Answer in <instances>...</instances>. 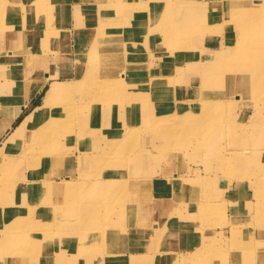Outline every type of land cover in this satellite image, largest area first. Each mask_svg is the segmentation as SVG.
Returning <instances> with one entry per match:
<instances>
[{
	"label": "rangeland",
	"instance_id": "obj_1",
	"mask_svg": "<svg viewBox=\"0 0 264 264\" xmlns=\"http://www.w3.org/2000/svg\"><path fill=\"white\" fill-rule=\"evenodd\" d=\"M89 1L81 0L80 19L63 8L65 0L3 3L12 26L7 37L15 39L18 17L22 15L26 23L20 52L16 54L9 44L5 52H15L14 58L9 60L5 54L0 60V123L1 109L4 113L11 105L30 58L56 52L54 71L85 70L82 57L72 55V62L63 59L64 37L66 31L71 36L72 27V38L75 26L79 27L82 55L89 24L94 22V31L109 26L114 36L107 42L116 48L114 59L127 62L128 67L111 61L112 73L105 72L108 81L102 80V72L89 85L80 81L84 97L75 98L69 125L58 130L62 148L50 154L52 168L40 173L47 178H31L14 199L16 211L7 225H0V236L12 238L11 245H0V264H68L62 260L147 264L152 256H161V261L148 264H255L244 260L264 252V86L258 99L237 102V93L232 101L226 99V87L207 90L198 77L200 86L193 88L188 81L195 77L194 70H201L193 60L198 61L202 53L218 51L236 60L247 51L236 43L235 25L226 15L216 17L225 4L207 6L200 12L202 22L181 23L180 36L164 45L156 31L161 22L151 20L166 4L197 0H95L92 5ZM32 7L35 13L27 10ZM112 7H118L121 15L102 18ZM175 18L174 14L169 19L172 26ZM39 27L53 31L41 32ZM208 27L206 33L200 31ZM0 34L1 43L7 33ZM151 75L167 80L147 86ZM237 79L232 75V81ZM47 85L15 125L40 104ZM255 107L262 113L252 117ZM73 114L87 124L80 127ZM9 134L2 135L0 142ZM251 152L256 155L247 166L240 165L241 157ZM121 177L128 182L107 183ZM62 186L65 191L53 193L54 187ZM27 231L29 235L24 234ZM181 233L187 236L180 237ZM188 235L192 242L186 248ZM243 244L246 255L239 248ZM125 254L127 262H118ZM112 258L115 263L107 262Z\"/></svg>",
	"mask_w": 264,
	"mask_h": 264
},
{
	"label": "bare ground",
	"instance_id": "obj_2",
	"mask_svg": "<svg viewBox=\"0 0 264 264\" xmlns=\"http://www.w3.org/2000/svg\"><path fill=\"white\" fill-rule=\"evenodd\" d=\"M94 1L95 0L89 1V4L92 5ZM189 2L191 1L186 3ZM3 3H5V0H0V31L6 32L7 34L6 36L4 35L5 39L0 43V60L5 54L9 56V60H12L15 52H5V48L8 49L9 44H11L12 47H15L16 54L20 52V48L23 47L22 40L24 35L22 25L24 26L26 21L22 15L18 17L16 21L17 34L14 37L15 39H13L12 36L7 37L12 26L6 21L8 7L4 6ZM68 3L69 2L66 1L63 8L66 9L71 16L80 19L82 6L80 4L72 6ZM222 4H225V9L216 17L222 18L226 15L229 21L235 25L236 32H234V35L238 39L236 43H238L241 48H247V51L242 52L241 56L236 60H228L224 53L218 51L202 53L198 61L193 60V63L199 66L201 70L198 73L194 70L195 77L193 79L191 78V80L188 79V81L193 88L200 86L197 82L198 77H201L202 85L207 90H211L218 85L226 87V99L228 101H232L233 95L236 93L238 94L235 97L236 100H238L237 102L247 98L258 99L264 86V36H262V34H264V0H218V3H216V0H208L204 3L203 1L197 0L194 4L183 5H171L169 3L166 4L165 8L151 21L156 23V21L159 20L161 22L156 31L163 41H166L164 45H167L168 39H177L176 37L180 36L179 25H181V23L194 24L197 21L202 22L204 20L201 18L200 12H203L209 5L218 6ZM32 8V10H27L35 13L36 8ZM23 9L26 10L24 7ZM38 10L42 12L43 8H38ZM120 12L118 7H112L102 14V18H104L106 14L110 17H113V15H121ZM48 13L54 20V15L51 14L52 9L48 8ZM174 14L177 18L174 19L175 25L172 26L169 19L172 15L174 16ZM93 23L94 22H91L89 24L91 25L88 27L89 35L82 40V42L85 41V48L82 55L79 50V45L81 43L78 33L79 27L75 26L74 28L76 34L74 38L70 37L68 34L64 37L68 45L66 44V46L63 47V54L65 56L63 59L72 62V55H74L75 58L82 57L80 59L82 64L83 61L86 63L85 70L83 68L82 72L73 68H71L69 72L63 71L64 73L54 71L51 66H57V64H55L57 60L56 52L55 54L52 52L49 57L46 58L39 57L37 60L30 58L26 61L28 69H23L22 80L16 85L15 95L10 99L11 105L6 107L3 113L4 118L1 131L4 133L10 131V134L0 142V225H7L6 220L16 211L14 199L18 198L19 192L22 191L23 186H25L31 178L45 177L40 173L45 168H52L50 154L52 151H59L60 148H62L58 130L69 125L68 121L70 117L68 114H71L75 110L74 107L70 105L74 102L75 98L80 100L85 94L84 90L79 88L80 81H84V84L87 82H96L98 80L96 74L99 72L104 73L102 80L108 81V75H106L105 72L112 73V69L110 68L112 66L110 63L111 61H114L117 67L119 63V66L128 67L127 62L115 61L114 53L116 48L113 47L112 43L109 44L107 42L110 36H114L111 32L113 30L109 26H105L101 27L100 30L98 28L94 31L93 29L96 27L92 25ZM52 27L54 29L56 28L55 25ZM115 27L118 29L119 25L116 24ZM115 27H113V29L117 30ZM38 30L41 32L53 31L51 27L45 29L44 27H39ZM208 30L209 27L205 30L200 29V31L204 33ZM204 33L199 34L200 37L203 36ZM29 35L30 34H28V38ZM118 36L122 38L121 34ZM71 38L74 41L75 50L71 45ZM51 39L57 40L59 37L52 36ZM115 44L116 46L119 45L118 42H115ZM167 55H169V53ZM166 59L167 57H165V59L163 58V61ZM41 62L42 66L39 65ZM199 67L196 68L198 69ZM117 73L118 72H115L114 76L118 75ZM167 75H169V73ZM232 75H238V79L232 81ZM150 77L151 79L146 82L147 86L154 81L158 82L157 80H159V82L167 80L164 79L162 75L153 77L151 75ZM226 79H229L231 82L226 83ZM59 80L63 82L60 83ZM21 82L24 83L21 84ZM46 84L48 85L44 91L40 104L33 106V108L15 125V121L20 114L37 94L44 89ZM238 85L239 88L237 87ZM74 87H78V90H74ZM111 93L112 92H110V94ZM10 95H13V91ZM61 113L66 114L60 116ZM260 113H262L260 108L255 107L251 112V116L255 117L254 114L257 116V114ZM77 118V114H73L72 119L83 128L87 123L82 119L77 121ZM210 119L208 118V120ZM242 144L245 146L247 140L243 139ZM245 151L247 150L241 149V153ZM254 155H256L255 152H251L249 156L245 158L241 157L239 164L246 167L248 164L247 161ZM46 178L47 177H45V179ZM66 178L68 179L69 177ZM110 182L127 183L128 181L126 178L121 177L120 179H109L107 181V183ZM65 189L64 186L60 188L54 187L53 193L59 194L61 191H65ZM24 234L29 235L28 231L24 232ZM11 240L12 238L9 239L0 236V245H11ZM239 248L245 255L248 253V248L245 244L241 245ZM261 253L262 255L256 258H246L244 261L252 259L255 261V264H264V252ZM118 262L123 261L118 260ZM64 263L76 264V262L73 261H64Z\"/></svg>",
	"mask_w": 264,
	"mask_h": 264
},
{
	"label": "crops",
	"instance_id": "obj_3",
	"mask_svg": "<svg viewBox=\"0 0 264 264\" xmlns=\"http://www.w3.org/2000/svg\"><path fill=\"white\" fill-rule=\"evenodd\" d=\"M65 1H68L72 6H75V5H78V4L81 3V0H76V1H74V3H72L71 0H70V1H69V0H65ZM69 3H68V4H69ZM70 17H71V16H70ZM72 17H74V16H72ZM67 18H68V17H67ZM67 18H66L65 21L63 22V25H62V26H63V27H62L63 29H64V25H65V23H66ZM74 18H75V17H74ZM83 19H84V18H83ZM84 21H85V19H84ZM86 23H87V22H86ZM76 24H77V23H76ZM64 30H65V29H64ZM65 31H66V30H65ZM66 33L69 34L67 31H66ZM73 35H74V34H73V27H72V28H71V36H70V35H69V36H70V37H73ZM42 91H43V90H42ZM39 94H40V93H39ZM32 101H33V100H32ZM32 101H31V102H32ZM24 110H25V109H24ZM1 114H2V117H1V118H2L1 123H2L3 118H4V117H3L4 114H3V112H2V109H1ZM20 115H21V114H20ZM1 123H0V140H1V138H2V135H4V134L6 133V132L4 133V132L1 131ZM182 232H183V231H182ZM183 235H184V234L181 233V234H180V237L183 236ZM190 235H191V234H190ZM184 236H187V234L184 235ZM190 237H191V236H190ZM190 237H189V235H188V238H187V243H188V244H187L186 248H187L188 246H190L189 243L192 242ZM192 237L194 238V239L192 238V240H195V236L193 235ZM179 242H181V241H179ZM128 252H129V251H127V252H125V253H128ZM127 255H128V254H125V255H124L123 259H124V258H125V259H124V260L122 259L123 262H127V260H126V259H128V256H127ZM151 256H152V255H151ZM4 257H10V256H4ZM152 257H153V259H152ZM152 257L149 258L148 263L151 262V261L154 262V263H156L157 261L160 262V261H161L160 258H162L161 256H159V257H158V256H152ZM46 260H47V259H46ZM120 260H121V259H120ZM83 262H84V261H83ZM83 262H82V263H83ZM107 262L115 263L116 261H115L114 258H112L111 260H108ZM158 262H157V263H158ZM61 263H64V260H62ZM148 263H147V264H148Z\"/></svg>",
	"mask_w": 264,
	"mask_h": 264
}]
</instances>
